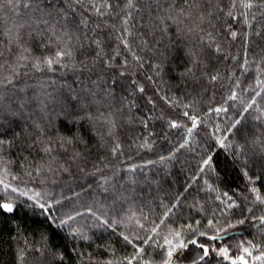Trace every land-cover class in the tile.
Here are the masks:
<instances>
[{
    "label": "trees",
    "instance_id": "16d2710c",
    "mask_svg": "<svg viewBox=\"0 0 264 264\" xmlns=\"http://www.w3.org/2000/svg\"><path fill=\"white\" fill-rule=\"evenodd\" d=\"M125 2L112 0L113 16L97 18L96 22L107 20L121 28L117 14H123L120 9ZM252 2L260 5L264 0ZM230 3L231 0H221L224 12L214 20L213 48L218 44L221 52L202 47L194 37L187 38L182 43L196 54L199 63L192 64L180 53L171 60L170 71L168 61L175 50L161 49L162 56L147 48L142 50L141 40L151 45L152 37L142 27L146 22V18L141 19L143 13L131 10L128 27L133 35L129 42L145 61L143 71L136 78L154 103L137 99L138 107L133 105L123 112L113 110L110 119L115 121V128L89 121L75 129L70 125L47 126L50 136L81 135L87 142V147L83 143L68 147V155L79 152L87 160L86 165L83 159L79 161L83 172L75 166L70 174L50 171V165L56 167L51 157L29 147L37 134L30 125L40 119L38 113L17 116L11 125L4 122L0 127L3 133L0 139L6 142L0 145V180L18 191H5L0 185V202L8 201L14 207L11 213L0 209V264H127L125 257L130 258L136 250L133 245L144 248L142 259L134 264L145 261L163 264L165 252L151 241L148 245L142 243L152 235L149 230L162 219L165 223L158 229L160 235L155 236V240L163 243L169 229H177L182 231L186 243L196 239L197 245L203 244L209 249V255L201 261L203 250L189 244L187 249L174 254L175 264H193L194 261L232 264L231 260L241 255L248 264H264V259H255L264 254V223L259 224L258 219L264 215V204L256 199L257 194L264 199V83H258L264 82V71H261L264 69V8L254 7L249 11L238 6L233 9V15L239 19L233 21L225 15ZM0 5H3L0 7V39H5L4 30H15L14 26L23 22L19 14L23 10L13 13L7 7V0H0ZM242 12L248 14L251 26L244 23ZM253 15L255 20H252ZM229 24L231 30L238 33L235 39L228 33ZM256 32L260 35H255ZM105 33L111 36L106 42L115 48L118 43L115 37L119 33L105 28L100 35ZM28 46L36 56L49 55L48 49H41L31 41ZM120 51L123 58L127 53ZM148 62L163 63L165 70L156 77ZM189 67L192 72L183 75ZM62 71L56 74L33 72L27 79L30 83L56 80ZM136 71H140L138 67ZM217 74L219 78L211 81L210 77ZM147 75H152L153 81H148ZM233 93L236 98L229 99ZM249 105L252 106L249 108ZM221 107L226 111H215ZM192 116L196 117L194 128L189 119ZM142 120L147 121V127ZM173 121L179 127L171 128ZM236 121L240 124L233 127ZM110 128L111 137L107 134ZM219 140L224 141L223 146ZM117 143L120 148L113 155L111 149ZM145 144L147 146L142 147ZM209 155L213 157L212 168L205 167L201 171L202 159ZM162 156L167 159L160 163ZM65 159L67 157H61L59 163H64ZM38 168L43 171L38 173ZM245 171L248 176L244 175ZM86 173L95 174L97 179ZM102 176L114 178V183L106 185L108 192L98 186ZM253 188L257 191H251ZM39 204L50 205L47 216ZM229 204L235 206L230 208ZM77 212L82 215L76 217L71 227L62 229H57L47 218L58 222L66 219L67 214ZM239 219H245V223L228 229L226 236L221 233L217 240L209 239L216 235V229L207 227L209 220L216 228H227L229 223L235 224ZM187 225L206 235L183 231L181 226L186 228ZM73 229L76 232L67 236ZM123 236H128L132 244ZM221 248L228 249L227 259L217 254ZM244 248L249 249L251 256L243 252Z\"/></svg>",
    "mask_w": 264,
    "mask_h": 264
},
{
    "label": "snow or ice",
    "instance_id": "6c2138e0",
    "mask_svg": "<svg viewBox=\"0 0 264 264\" xmlns=\"http://www.w3.org/2000/svg\"><path fill=\"white\" fill-rule=\"evenodd\" d=\"M2 6L0 5V7ZM238 6L251 11L254 7L264 8V3L256 5L252 0H247V2L231 0L229 10L225 15L233 21H237L239 17L233 15V9ZM7 7L13 13L22 9L23 11L19 14L23 22L16 24L15 30L13 28L4 30L2 35L5 39H0V127H3L4 122L11 125L17 116L38 113L40 119L34 120L30 125L37 134L32 138L29 147L37 148L38 151L51 157L52 164H55L56 167L53 168L50 165V171L59 170L70 174L71 169L75 166L76 169L83 172L84 167L79 161L83 159L86 165L87 160L79 152L68 155V147L79 143H83L87 147V142L81 135L57 134L50 136L46 132L47 126L70 125L75 129L78 125L82 126L85 121H89L110 124L111 128H115V121L110 119L114 115L113 110L123 112L136 105L137 99H144L147 104L154 103L151 97L146 95L143 84L136 78L143 71L145 61L129 42V37L133 35L128 27L129 21L132 19L131 10L143 13L141 19L145 20L146 18V22L142 24V27L146 28L147 35L152 37L151 45L147 40H141L142 50L147 48L161 56L164 55L161 49L175 50L168 61L169 71L171 70V60L178 58L180 53H183L192 64L199 63L196 54L191 49H186L182 43L187 38L194 37L202 47L221 52L218 44L213 48L215 41L213 33L216 31L214 20H218L219 13L224 12L221 0H126L120 9V13L123 14H117L120 17L121 28L108 23L107 20L96 22L97 18L113 16L114 4L112 0H7ZM125 9L129 11H125ZM247 15L245 12L241 13V16L245 17L244 23L251 26ZM262 18H264V13H262ZM255 19L256 16L253 15L252 20ZM105 28L119 33L115 37L118 41L115 48L106 42L111 39L109 33H105L104 36L100 35ZM231 29L232 25L229 24L228 33L232 39H235L238 33ZM143 35L141 33V36ZM255 35L259 36L260 32H256ZM29 41L41 49H48L49 55L36 56L32 47L28 46ZM106 48H111V51H105ZM120 49L127 53L123 55V58H121ZM247 63L248 61L245 59L244 64ZM137 67L140 71H136ZM148 67L152 69L156 77H159L165 70L163 63L148 62ZM61 70H63L62 74L56 80L49 79L46 82L30 83L27 79L29 73L56 74ZM244 71L247 69L244 68ZM191 72L192 68L189 67L183 75L187 76ZM145 78L148 81H153L152 75H147ZM218 78L219 74L212 75L210 80L215 81ZM258 83L264 82L258 81ZM235 98V93L229 97V99ZM136 106L138 107V105ZM215 111L222 112L226 109L221 107ZM244 111L247 112L248 108H245ZM184 115L188 116V113L185 112ZM189 119L193 122V128L196 127V117L192 116ZM142 123L144 127H147L146 120H142ZM237 124H240V121H236L233 127ZM170 127L176 128L179 125L173 121ZM111 128L107 132L109 137L112 136ZM188 131L191 133L192 129ZM149 134L151 135V133ZM218 142L223 146V140ZM4 143L6 142L0 139V145ZM145 146L147 145H142V147ZM180 147L182 148L184 145L182 144ZM119 148L120 145L117 143L111 149L112 154L115 155ZM54 153L55 155H53ZM61 157H67L64 163H59ZM166 159L162 156L159 162L163 163ZM212 160L211 155L202 159L200 170L204 171L205 167L211 170ZM41 171L43 169H37L38 173ZM97 171L100 170L97 169ZM86 175H91L94 180L97 179L95 174L86 173ZM244 175L248 176V173L245 171ZM249 182H252L251 178H249ZM112 183H114L113 177L102 176L98 180V186L105 192L110 190L106 185ZM0 185H3L5 191H18L3 180H0ZM251 191L256 192L257 189L253 188ZM20 195H27V193L20 192ZM256 199L264 204V199L259 194ZM38 206L47 216L50 205L39 204ZM233 206L235 205H228L230 208ZM0 209L8 213L14 211L13 204L8 202H0ZM88 211L90 212L91 209ZM168 211L170 213L171 209ZM248 211L251 212L252 209H248ZM80 215H82L80 212L75 215L69 213L66 219H59L58 222L54 218H47L57 229H62L65 226L71 227V223L75 222L76 217ZM167 215L168 213L165 214V216ZM258 219L264 223V215ZM164 223L165 221L162 219L159 225L151 228L149 231L152 235L143 239L142 243L148 245L151 241L157 248L165 252L163 264H175L174 254L187 249L189 244L197 245V241L190 239L186 243L182 238V231L177 229H169L168 235L163 237V243L155 240L154 237L160 235L158 229ZM244 223L245 219H239L235 224L229 223L227 228H216L213 221L209 220L207 227L216 229V235L209 239L217 240L221 233L226 236L228 229ZM181 228L183 231H191L199 236L206 235V233L194 229L192 225H187L186 228L181 226ZM75 232L76 230L73 229L66 235L70 236ZM123 239L132 244L128 236H123ZM197 246L203 250V255L199 257V260L202 261L209 255V249L203 244ZM133 247L136 248L135 253L130 258L125 257L127 264H134L135 261L141 260L143 257L144 248L135 245ZM243 252L251 256L248 248H244ZM217 254L223 255L227 259L228 249L221 248ZM255 259H264V254L255 257ZM237 260L242 264H248L243 255L233 260L232 264H237ZM144 264H149V262L145 261ZM193 264H198V261H194Z\"/></svg>",
    "mask_w": 264,
    "mask_h": 264
},
{
    "label": "rangeland",
    "instance_id": "374dc122",
    "mask_svg": "<svg viewBox=\"0 0 264 264\" xmlns=\"http://www.w3.org/2000/svg\"><path fill=\"white\" fill-rule=\"evenodd\" d=\"M5 202H8V201H5ZM8 203H10V202H8ZM77 235H79V234H77ZM174 259H175V256H173V260H174ZM233 260H236V258H235V259H232L231 262H232ZM238 263H239V264H242L241 261L237 260V264H238Z\"/></svg>",
    "mask_w": 264,
    "mask_h": 264
},
{
    "label": "water",
    "instance_id": "95a60500",
    "mask_svg": "<svg viewBox=\"0 0 264 264\" xmlns=\"http://www.w3.org/2000/svg\"><path fill=\"white\" fill-rule=\"evenodd\" d=\"M262 222L260 221L259 224H261Z\"/></svg>",
    "mask_w": 264,
    "mask_h": 264
}]
</instances>
